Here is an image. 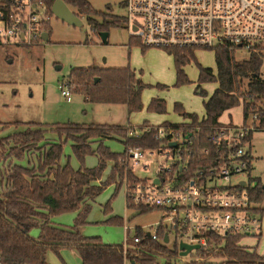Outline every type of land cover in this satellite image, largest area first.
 I'll use <instances>...</instances> for the list:
<instances>
[{
    "label": "trees",
    "instance_id": "trees-1",
    "mask_svg": "<svg viewBox=\"0 0 264 264\" xmlns=\"http://www.w3.org/2000/svg\"><path fill=\"white\" fill-rule=\"evenodd\" d=\"M9 0H0L2 2ZM75 6L82 13L93 12L88 0H64ZM47 7L52 0H45ZM92 28L107 30L111 21L102 20L96 23L88 17ZM115 19H113L114 21ZM48 32V23L44 24ZM1 42V41H0ZM139 44L142 50L148 46L142 45L137 38L130 36L129 44ZM195 47H167L164 50L172 56L175 70V85L189 83L183 67L189 62H195L198 68L196 90L202 82H217L213 92L203 100L204 116L198 119L195 113H188L174 103V109L182 116H189L188 123L162 122L160 125L175 130L186 131L197 125L194 150L209 146L208 135L221 124L219 120L223 111L241 105L245 119L249 114H255L259 125L264 127V77L261 67L264 62L263 52H251L246 58L237 59L232 47L226 44L215 46L214 59L216 71L204 67L195 58ZM70 92H78L83 99L93 103H113L126 106L128 113L141 109L140 94L146 84L136 76L129 66L99 67L77 66L70 68L65 79ZM204 91L199 90V94ZM149 110L164 111L162 99L152 98L147 106ZM25 125L22 130L0 136V182H6V187L0 193V256L2 264H49L46 259L47 250L56 253L64 247L73 248L80 258L81 264H114L122 259L120 244L106 243L99 236H84L79 227L86 222L90 201L105 185L115 182L119 185L123 176V166L119 158L123 153L112 152L103 144L102 138L110 135L121 136L124 148L130 145L155 147L158 140L154 138L155 125L142 122L138 125L142 132L136 136L128 135L132 125L114 124H83L65 123L44 125L32 122H15ZM49 126V129H47ZM150 130L146 131L145 128ZM47 130L55 132L59 140L45 141ZM251 136V134H250ZM61 137H63L61 139ZM67 139L72 140L71 148L75 156L82 162L87 154H95L97 164L91 168L79 167L73 169L68 163L58 164L62 145ZM96 142L95 148L91 146ZM31 148L37 150L35 166L26 167L18 163L11 164L9 169H3L7 157L23 158ZM7 161V160H6ZM112 161L110 174L105 181H99L107 162ZM132 181L134 176L127 173ZM254 184L248 188L250 199L256 204L264 199V184L257 177H251ZM108 202L104 210L107 209ZM151 209H142L147 212ZM258 213L264 212L263 207L254 206ZM66 211H76L74 223L70 227L53 224L51 217ZM111 221L122 222L121 218H111ZM37 228L36 236L30 234ZM137 232V230H136ZM138 234H142L140 231ZM144 234V233H143ZM163 233H159L162 236ZM215 247L200 251L199 261L195 264H264V252L259 254L255 249H248L239 243L240 235L227 233L224 236L208 234ZM144 249L140 250L138 259H144L153 254L174 255L177 247L169 250L157 241H146ZM148 257V256H147Z\"/></svg>",
    "mask_w": 264,
    "mask_h": 264
},
{
    "label": "built area",
    "instance_id": "built-area-1",
    "mask_svg": "<svg viewBox=\"0 0 264 264\" xmlns=\"http://www.w3.org/2000/svg\"><path fill=\"white\" fill-rule=\"evenodd\" d=\"M53 1L49 9L45 0L2 2L0 41L23 45L43 41L44 24L52 13ZM117 4L125 9L124 23L129 35L148 47L214 48L226 44L234 52L239 49L248 54L264 51V0H118ZM59 90L66 100L70 99L66 80L61 82ZM154 129L153 136L158 140L155 147L130 145L124 148L119 158L123 166L120 181L128 207L138 211L159 209L162 220L154 223L152 231L134 227L131 238L127 235L130 228L124 223L126 234L120 243L122 259L114 264H177L185 255L180 254V243L197 245L187 252L195 250L196 256L182 263L195 264L200 251L216 245L208 234L257 236L261 218L254 210L256 205L248 191L254 184L249 174L250 134L257 129L264 130L256 115L249 114L238 124L221 122L208 135L209 146L196 151L193 143L199 129L197 125L186 131L160 124ZM141 132L142 129L133 127L127 134L136 136ZM153 162L157 166L151 177H139L135 173L137 168L146 169ZM127 173L134 176L132 181ZM236 176L242 177L232 178ZM170 233L173 234L172 248L177 247L176 254L150 252L141 260L130 255H140L146 241H157L171 250L166 244ZM129 241L132 250L128 248Z\"/></svg>",
    "mask_w": 264,
    "mask_h": 264
},
{
    "label": "rangeland",
    "instance_id": "rangeland-1",
    "mask_svg": "<svg viewBox=\"0 0 264 264\" xmlns=\"http://www.w3.org/2000/svg\"><path fill=\"white\" fill-rule=\"evenodd\" d=\"M93 12L87 14L68 4V9L76 14L78 22L73 25L51 13L48 17L49 37L46 41L23 45L16 42H0V129L3 135L22 130L25 125L15 122H32L44 125L65 123H110L121 120L125 125H132L138 129L142 122L162 123L174 118L173 104L181 103L186 110L202 113V100L208 97L216 87V82H204L200 85L202 94L196 93L193 81L197 82L198 68L195 62H189L185 73L189 83L175 85V70L172 56H168L163 48L147 47L142 50L136 43L129 44L130 35L124 23L125 9L118 5V0H88ZM88 17L96 23L102 20L111 21L107 30L92 28ZM113 19H115L113 21ZM106 31V42H102L100 32ZM195 58L204 67L214 68V51L207 48H196ZM235 58L243 59L248 56L246 50L239 49L234 53ZM56 65L59 66L56 69ZM129 65L141 72V78L146 86L141 93L142 108L128 113L121 104H91L85 101L83 95L71 92L70 100L60 94L59 85L67 78L70 68L77 66L121 67ZM264 77V62L261 67ZM158 85H166L160 87ZM160 95L166 100V111L162 113L149 112L148 101L152 96ZM238 124L242 122L241 105L222 112L219 120ZM250 117H248V121ZM51 130H47L50 133ZM53 135V133H51ZM52 140L51 138H47ZM112 152L122 153L124 144L116 136L103 141ZM34 150V149H33ZM251 161L249 174L257 177L264 184V130H254L250 139ZM32 151V150H29ZM31 153H29L30 156ZM7 160V161H6ZM1 163L3 169H9L15 159L7 157ZM26 164V159L19 160ZM62 164L68 163L73 169L79 167L91 168L96 166L95 154H87L81 162L73 153L71 142H63L60 155ZM157 163L149 164L146 169L137 168L135 173L139 177H151ZM110 163L107 162L101 173V180L105 181L110 174ZM240 178L236 176L232 178ZM233 180V179H232ZM107 184L90 201V208L86 222L79 227L84 236H99L103 242L120 244L125 231L123 222L111 221L127 218L128 238L134 234V227H142L144 231H152L156 222L162 220L159 209L139 212L136 208L126 207L125 188L122 183ZM1 187V185H0ZM4 187V182H3ZM108 202L107 209L104 210ZM264 208V199L255 204ZM262 214L263 234L259 236H241L239 243L248 249H255L257 253L264 252V212ZM76 211H66L51 217L53 223L70 227L74 223ZM38 231L33 228L30 234L34 236ZM166 243L172 248V236ZM36 236V235H35ZM128 248L133 245L128 242ZM196 256V251L180 257L177 264L189 261ZM46 259L49 264H81L80 258L73 248L64 247L56 253L47 250ZM26 264V263H25ZM28 264V263H27Z\"/></svg>",
    "mask_w": 264,
    "mask_h": 264
},
{
    "label": "crops",
    "instance_id": "crops-1",
    "mask_svg": "<svg viewBox=\"0 0 264 264\" xmlns=\"http://www.w3.org/2000/svg\"><path fill=\"white\" fill-rule=\"evenodd\" d=\"M164 51H165V50H164ZM195 51H196V49H195ZM165 52H166V51H165ZM167 54H168V56H171L169 53H167ZM214 60H215V59H214ZM186 66H187V64L183 67L184 71H185V67H186ZM132 69L135 71L136 76L139 77V78L142 80V78H141V72L138 71L135 67H132ZM211 69L213 70V72H215V71H216V64L214 65V68H211ZM142 81H143V80H142ZM191 83H193V85L195 86L194 89L196 90V87H197V85H198V82L193 81V82H191ZM202 83H204V82H202ZM202 83L199 84V87H200V85H201ZM158 86H160V87H167L166 85H158ZM216 86H217V82H216ZM214 89H215V88H214ZM199 90H200V88H199L198 90H196V93H198ZM142 91H143V89H142ZM142 91H141V93H142ZM152 98L162 99L163 102H164V111H166V100H165L164 97H162V96H160V95L158 94L157 96H152V97L150 98V100H151ZM206 98H207V97H206ZM206 98H205V99H206ZM140 99H141V94H140ZM69 100H70V99H69ZM150 100L148 101V104H149ZM202 102H203V100H202ZM175 103H176V102H175ZM91 104H107V105H114L113 103H93V102H91ZM141 104H142V102H141ZM148 104H147V106H148ZM121 105H123V104H121ZM177 105H178V107L183 108V109H184L186 112H188V113H195V112H193V111H191V110H186V109L182 106L181 103H177ZM124 106H125V105H124ZM142 106H143V104H142ZM142 106H141V108H142ZM125 107H126V106H125ZM202 107H203V103H202ZM147 110H148L149 112L162 113V112H159V111L149 110L148 108H147ZM164 111H163V112H164ZM173 111H174V115H175L174 118H172V119H170V120H168V121H163V122H168V123H174V124H176V123H187L188 121H190V117H189V116H187V117L182 116V115L180 114L179 111H177V110L174 109V104H173ZM204 113H205V110H204V107H203V112H202V113H200V114H199V113H195V114L197 115L198 118H201V117L204 116ZM117 121H119V122H110V123H91V124H114V125H125V124H126V123L122 122L121 120H117ZM220 121H221V120H220ZM145 122H146V123H149V124H152V125L160 124V123H156V124H154V123L147 122V121H145ZM221 122H222V121H221ZM228 122H232V120L230 119ZM2 125H4V124H2V122H0V127H1ZM47 129H49V126H47ZM2 131H4V130L0 129V136L3 135V134H2ZM51 133H53V135H52ZM112 136H116V135H112ZM112 136L110 135L109 137H103V138H102V141H104L106 138H110V137H112ZM116 137H118L119 139L122 138V137L119 136V135H117ZM47 138H51L52 140H49V139H47ZM62 138H63V137H61V139H62ZM57 140H59V137H58V135H57L55 132L51 131L50 133H47V132L45 133V141H46V142H54V141H57ZM69 140H70V139H69ZM70 142L72 143V140H70ZM95 145H96V142H92V143H91V146H92L93 149L95 148ZM30 150H32V151H29V150L26 151V153H25L24 156H23V158L26 159V164H21V162H19L20 159H15V158H14L15 160L12 161L11 164L18 163V164L23 165V166H26V167H32V166H35V165H36V162H37V150H36V149L33 150V148H31ZM29 153H31L30 156H29ZM57 163L60 164V165H62V163L60 162V157H59ZM109 163H110V167H111V163H112V161H109ZM99 181H102V180H101V177H100ZM120 184H121V183H119V185H120ZM0 185H1V187H0V193H1V191L5 188V186L3 187V183H2V182H0ZM125 203H126V201H125ZM126 207H128L127 204H126ZM260 218H261V229H260V232H259L258 235H257V240H258L259 236H262V234H263L262 214H260ZM122 222H123V225H124V223L127 224V218L124 217L123 220H122ZM53 224H55V223H53ZM55 225H58V224H55ZM60 226H62V225H60ZM123 228H124V226H123ZM124 231H125V230H124ZM37 232H38V231H37ZM35 235H37V233L34 234V236H35ZM261 254H263V253H261Z\"/></svg>",
    "mask_w": 264,
    "mask_h": 264
},
{
    "label": "water",
    "instance_id": "water-1",
    "mask_svg": "<svg viewBox=\"0 0 264 264\" xmlns=\"http://www.w3.org/2000/svg\"><path fill=\"white\" fill-rule=\"evenodd\" d=\"M50 10L56 17L60 18L61 20H64V21L71 23L73 25H75L78 22L77 16H75L68 9V7L65 5V3L62 0H54L52 5H51ZM106 36H107L106 31L100 32L101 40L104 43L106 42ZM42 38L45 41L47 40V38H48V32L47 31H43ZM58 68H59V66L56 65V69H58ZM171 145H174V143L172 142ZM193 247H197V245H188L186 243H180L179 244L180 254H186Z\"/></svg>",
    "mask_w": 264,
    "mask_h": 264
}]
</instances>
